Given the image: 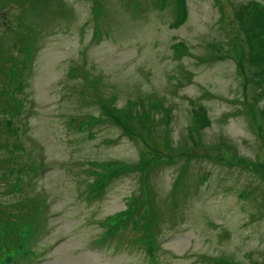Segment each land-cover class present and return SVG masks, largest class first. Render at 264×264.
<instances>
[{
	"label": "rangeland",
	"instance_id": "rangeland-1",
	"mask_svg": "<svg viewBox=\"0 0 264 264\" xmlns=\"http://www.w3.org/2000/svg\"><path fill=\"white\" fill-rule=\"evenodd\" d=\"M261 61L264 0H0V264H264Z\"/></svg>",
	"mask_w": 264,
	"mask_h": 264
},
{
	"label": "trees",
	"instance_id": "trees-1",
	"mask_svg": "<svg viewBox=\"0 0 264 264\" xmlns=\"http://www.w3.org/2000/svg\"><path fill=\"white\" fill-rule=\"evenodd\" d=\"M227 17H229V16H227ZM250 25H251V27H254L251 23H250ZM18 50H21V49H18ZM30 51H31V48L28 49L27 47L25 49H22V51H20V53L23 54V58L25 60L28 58ZM12 59H13V64L15 66L16 61L14 58H12ZM261 62H263V64H264V61H261ZM250 67H251L250 73H249L250 77L254 78V80H252V81L255 82V79L258 76L260 77V79L264 78V65L262 67H260L259 70H256L257 69L256 63L250 64ZM12 68H14V67H12ZM11 69H9L8 77L11 76V73H12ZM261 85L264 86V83L260 84V91L263 92V88ZM13 105H14V101H13ZM14 107L16 108L17 106H14ZM15 108L12 109L13 113H15V110H14ZM8 115L11 116L10 114H8ZM10 122H11V120H7L6 124L10 125ZM4 224H6V226L8 227L9 230H7V229L4 230V232L1 236V239L3 240V242H2L3 244L1 245V248L4 250V252H6V253L3 252V256L7 255V254H11L12 251H14V254L12 256H15L19 252L25 251V250H22V247L24 245V241L26 238L25 234H28L27 229L29 228L31 222L28 221L27 219H25L24 217L20 216V217H17L16 219H14L12 221L4 222L2 225H4ZM12 225H13V227H12ZM20 240H22V241H20ZM8 252H10V253H8Z\"/></svg>",
	"mask_w": 264,
	"mask_h": 264
}]
</instances>
